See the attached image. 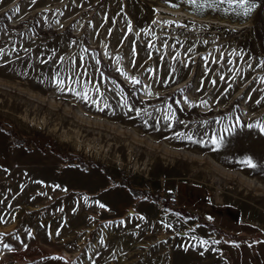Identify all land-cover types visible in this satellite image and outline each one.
Masks as SVG:
<instances>
[{"label":"rangeland","instance_id":"1","mask_svg":"<svg viewBox=\"0 0 264 264\" xmlns=\"http://www.w3.org/2000/svg\"><path fill=\"white\" fill-rule=\"evenodd\" d=\"M250 2L0 0V264H264Z\"/></svg>","mask_w":264,"mask_h":264},{"label":"snow or ice","instance_id":"2","mask_svg":"<svg viewBox=\"0 0 264 264\" xmlns=\"http://www.w3.org/2000/svg\"><path fill=\"white\" fill-rule=\"evenodd\" d=\"M206 2H207V0H206ZM227 2L230 3V4H232V3H239V4H241V5H247V8H246V10H245V14H247V12L250 11L252 8H255V7H256V5H255L254 3H251L250 0H227ZM189 3L195 5V4H197V0H189ZM208 6H211V4H209ZM132 79H133V82H134V83H139V81L136 80L135 78H132ZM57 83H58V84H62L63 81H57ZM85 98H86V97H85ZM260 127H261V131H264V126H260ZM188 138L191 139L190 136H189ZM213 142L217 144V147L220 146L219 142H217V141H215V140H214ZM245 163H246L248 166H250V167H255V164H253L251 158L246 159V160H245ZM100 206H101V207H104V205H100ZM202 243H206V242H203V241H202ZM4 246H5V247H8V245H4Z\"/></svg>","mask_w":264,"mask_h":264}]
</instances>
